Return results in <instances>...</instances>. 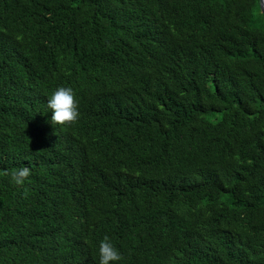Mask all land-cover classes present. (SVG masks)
Instances as JSON below:
<instances>
[{
    "label": "trees",
    "instance_id": "1",
    "mask_svg": "<svg viewBox=\"0 0 264 264\" xmlns=\"http://www.w3.org/2000/svg\"><path fill=\"white\" fill-rule=\"evenodd\" d=\"M106 234L115 264H264L259 0H0V264Z\"/></svg>",
    "mask_w": 264,
    "mask_h": 264
},
{
    "label": "clouds",
    "instance_id": "2",
    "mask_svg": "<svg viewBox=\"0 0 264 264\" xmlns=\"http://www.w3.org/2000/svg\"><path fill=\"white\" fill-rule=\"evenodd\" d=\"M47 107L51 112L48 119L52 124L74 122L78 119V101L71 87L58 86L52 90L47 96ZM29 174L30 169L23 167L12 171L11 177L16 183H21ZM98 253V264H115L122 258V254L107 234L99 241Z\"/></svg>",
    "mask_w": 264,
    "mask_h": 264
},
{
    "label": "water",
    "instance_id": "3",
    "mask_svg": "<svg viewBox=\"0 0 264 264\" xmlns=\"http://www.w3.org/2000/svg\"><path fill=\"white\" fill-rule=\"evenodd\" d=\"M259 6L261 13L264 14V0H259Z\"/></svg>",
    "mask_w": 264,
    "mask_h": 264
}]
</instances>
